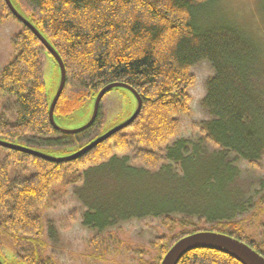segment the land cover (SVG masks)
<instances>
[{
  "label": "trees",
  "instance_id": "1",
  "mask_svg": "<svg viewBox=\"0 0 264 264\" xmlns=\"http://www.w3.org/2000/svg\"><path fill=\"white\" fill-rule=\"evenodd\" d=\"M14 1L65 63L66 84L55 116L68 117L111 83L134 88L143 105L133 123L77 159L58 163L0 146V256L4 264H57L48 254V229L49 235L55 229L50 222L45 224L44 214L54 192H66L71 185L82 183L87 168L106 161L125 168L137 161L141 165L135 168L146 172L145 168H156L198 150L187 149L184 142L169 143L180 130V117L192 112L188 90L196 77L191 69L202 61L211 64L214 75L205 83L201 102L210 118L198 125L199 131L211 147L220 149L215 150L216 155L223 154L228 160V154L233 153L236 159L260 168L264 158V49L238 26L205 30L194 26V12L216 0ZM9 19L18 20L6 1L0 0V22ZM22 25L23 30L12 41L14 57L0 74V101L2 97L14 100L13 116L0 114V139L53 156L70 155L114 125L122 103L115 104L118 109L111 117H105L101 104L94 124L82 132L56 129L49 118L44 69L47 50L35 33ZM213 154L210 156L216 157ZM201 158L211 159L203 154ZM159 167L161 171L173 168L166 163ZM224 178V183L235 179ZM181 209L185 212L181 217H163L167 233L135 248L142 255L138 264H160L176 241L197 231L231 235L264 255V191L250 212L236 219H231L235 215L210 216L203 207ZM112 238L122 243L115 233ZM104 240L97 245H103L104 251H98L106 254L112 245L109 239ZM91 255L97 261L107 257ZM178 264L242 263L223 252L200 248L187 252Z\"/></svg>",
  "mask_w": 264,
  "mask_h": 264
},
{
  "label": "rangeland",
  "instance_id": "2",
  "mask_svg": "<svg viewBox=\"0 0 264 264\" xmlns=\"http://www.w3.org/2000/svg\"><path fill=\"white\" fill-rule=\"evenodd\" d=\"M263 4L264 0H216L200 6L194 12L193 23L200 30L238 26L264 49ZM22 24L15 19L0 22V74L14 57L12 41L23 30ZM44 59L48 95L53 98L60 70L48 52L44 53ZM191 72L196 77L195 84L188 90L192 97V112L189 116L180 117V130L169 146L184 142L187 149L197 147L199 152L196 149L191 155L159 164L161 167L164 163L172 165V172L161 171L159 166L145 168L146 172H142L135 168L141 164L133 161L134 152L131 151L129 155L134 163L127 164L125 168L106 161L84 170L82 183L71 185L66 192H54L44 218L45 224L50 222L55 229L52 235L48 229V254L57 264H138L142 255L135 248L149 245L167 233L168 228L162 224L163 217L168 214L181 217L185 214L181 208L185 206L203 207L208 215L214 217L235 215L231 219L250 212L254 201L264 191V158L259 162L260 168L254 169L247 161L236 159L233 153L227 157L232 162L225 160L223 154L216 155L215 150L221 152L220 149L211 147L198 128L202 121L210 118L201 102L205 96V83L214 75V70L208 61H202L192 67ZM95 100L92 96L68 117L57 116V121L65 129L83 126L93 115ZM119 100L122 113L114 123L116 125L128 119L137 107L134 94L126 89H115L102 100L105 117H111L118 109L115 104ZM13 105L12 98L2 97L0 114L5 112L8 118L12 117ZM163 151L165 154V149ZM213 153L216 157L210 156ZM202 154L211 159L201 158ZM224 175L235 179L224 183ZM114 233L122 243L113 240ZM104 238L109 239L108 243L112 245L106 254L98 251H104L103 245H97ZM94 240H97L95 245H91ZM118 245L121 247L117 248ZM94 253L106 255V260H95L91 255ZM5 254L11 257L7 251ZM143 256L149 258L150 254Z\"/></svg>",
  "mask_w": 264,
  "mask_h": 264
},
{
  "label": "water",
  "instance_id": "3",
  "mask_svg": "<svg viewBox=\"0 0 264 264\" xmlns=\"http://www.w3.org/2000/svg\"><path fill=\"white\" fill-rule=\"evenodd\" d=\"M5 1L7 3V6L10 8L12 14L20 22H22L25 26L29 27L35 33V35L41 40L47 52L51 54V57L54 59L55 63L59 67V70H60L59 84H58L54 97L53 98L49 97L50 99L49 118H50L52 125L56 129H58L59 131L63 133L71 134V133H79V132H82L90 128L98 117L100 105H101V102L104 96L108 94L111 90H114L116 88H123V89L130 91L132 94H134L137 99V107L134 113L131 114V116L128 119H126L125 121L121 123H118L117 125L112 124L107 131H105L103 134H101L91 143H89L85 147L79 149L77 152H74L70 155L53 156L45 152H42L40 150L21 145L19 143L5 141L2 139H0V146L10 148L13 150H18V151L25 152V153H29V154H32L38 157L48 159L53 162L60 163V162L77 159L83 156L84 154L88 153L90 150L95 148L98 144L109 139L112 135L126 128L127 126H129L131 123L135 121V119L140 114L142 105H143L141 96L138 94V92L134 88H132L131 86L127 84L111 83L105 86L95 97L96 100H95L93 115L86 124L76 129L63 128L60 122L57 121L58 119H56L57 116H55V107L66 84L67 71H66L65 63L62 57L60 56V54L58 53V51L51 44V42L32 23L31 19H29L26 16V14L22 12L20 5L14 0H5ZM200 248L217 250V251L223 252L225 254L232 256L233 258H235L242 264H264V255L257 252L249 244L231 235L224 234L221 232H216V231H197V232L183 236L182 238H180L178 241H176L172 245V247L166 253V255L164 256L160 264H178L181 258L187 252L194 250V249H200ZM0 264H4V261L1 258V256H0Z\"/></svg>",
  "mask_w": 264,
  "mask_h": 264
}]
</instances>
